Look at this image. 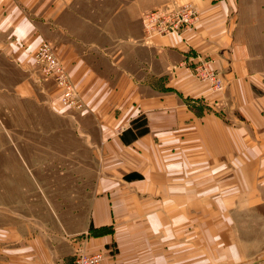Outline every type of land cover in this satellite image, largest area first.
<instances>
[{
    "label": "crops",
    "instance_id": "crops-1",
    "mask_svg": "<svg viewBox=\"0 0 264 264\" xmlns=\"http://www.w3.org/2000/svg\"><path fill=\"white\" fill-rule=\"evenodd\" d=\"M185 5L194 23L147 38L144 14ZM43 41L81 109L43 81ZM0 111L26 134L53 120L18 136L19 175L71 181L3 186L42 194L29 216L3 205L0 264H264V0H0Z\"/></svg>",
    "mask_w": 264,
    "mask_h": 264
},
{
    "label": "built area",
    "instance_id": "built-area-1",
    "mask_svg": "<svg viewBox=\"0 0 264 264\" xmlns=\"http://www.w3.org/2000/svg\"><path fill=\"white\" fill-rule=\"evenodd\" d=\"M196 20L194 9L185 5L182 7L167 6L146 13L142 17L148 39L168 34H179L183 25L188 26ZM34 63L42 74L43 81H53L60 90V107L63 109H81L83 103L78 95L75 84L66 71L56 48L48 41H43L35 50ZM215 85L221 88L217 79ZM106 251L93 253L79 251L76 253L73 264H103Z\"/></svg>",
    "mask_w": 264,
    "mask_h": 264
},
{
    "label": "rangeland",
    "instance_id": "rangeland-1",
    "mask_svg": "<svg viewBox=\"0 0 264 264\" xmlns=\"http://www.w3.org/2000/svg\"><path fill=\"white\" fill-rule=\"evenodd\" d=\"M35 52V51H34ZM34 55V54H33ZM53 111V109H52ZM9 115H12L11 119L18 120V113H7L5 111H0V221L2 220V216L4 215L5 209L3 205L6 203L9 206L10 202H13V200L16 201V208H8L7 211L12 210L11 213L5 214V215H16L15 217H18L20 215L22 216H29L27 214V207L34 208V200L27 198L28 195H33V194H42L40 192L38 193H22L18 191H3V186L6 185H18V184H26V183H55V184H65L66 182L70 183V179L68 176H57V175H44L40 177H29V176H23L19 175L18 171L20 168H24L25 165L23 163V160L18 156V148H20V144L16 141L18 139V136H30V137H35L37 136H49L52 134L51 128L49 126L53 120H48L44 117L43 125L44 127L41 129H32V131L28 132L27 134L24 133V129H18V128H7L3 127V118L7 117ZM6 123V121H5ZM72 130V129H71ZM66 131V130H65ZM75 133L78 134V132L75 129ZM47 136V137H48ZM77 136V135H76ZM44 138V137H43ZM15 141L12 143V141ZM45 147H48L49 149L56 148V144H49V145H44ZM31 150L30 152H32ZM51 156V155H50ZM55 160H50V159H44L40 163L38 161L37 166L42 167H50V166H56ZM90 164L91 168H95L98 166V161L95 159H92L90 161H86ZM4 171L6 174H4ZM41 178V179H40ZM30 179V180H29ZM37 179V180H36ZM41 180V181H40ZM9 187V186H8ZM8 189V188H7ZM46 195L50 198H52L55 202V205L59 207H64L65 202H66V196H70V192H44V196ZM74 195H78L81 201V206L82 201H83V196L86 195V193H83L82 191H76L74 192ZM40 204H36L37 207H39ZM44 205H42L43 207ZM41 207V208H42ZM82 209V208H80ZM77 223V222H76ZM77 226V224H74ZM79 252L76 251L75 254H73V261L75 258L76 253Z\"/></svg>",
    "mask_w": 264,
    "mask_h": 264
}]
</instances>
